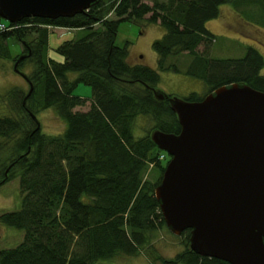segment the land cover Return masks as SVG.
I'll return each mask as SVG.
<instances>
[{"label":"trees","instance_id":"16d2710c","mask_svg":"<svg viewBox=\"0 0 264 264\" xmlns=\"http://www.w3.org/2000/svg\"><path fill=\"white\" fill-rule=\"evenodd\" d=\"M224 3L240 13L253 4L254 20L264 27V0H98L71 17H26L0 32V58L14 62L18 56L10 54L8 38L21 43L20 54L28 47L18 67L31 66L26 76L32 84L28 95L16 86L0 95L13 112L0 116V183L17 178L20 198L18 208L2 213L0 221L22 231L18 244L0 249V264H94L136 254L150 233L165 227L153 190L166 155L149 134L178 133L179 124L167 99L153 96L158 71H182L202 81L204 93L189 92L183 97L188 101L230 83L264 92L263 58L256 48L247 46L240 57L209 56L214 35L206 22ZM120 21L162 28L150 43L155 68L129 63L128 42L114 45ZM46 25L83 34L57 45L52 52L58 58L48 57ZM178 56L185 61L182 70L169 61ZM77 83L90 87L88 99L72 94ZM86 102V110H74ZM46 108L64 122L60 133L45 135L36 126V113ZM138 116L153 124L136 137ZM149 164L159 171L155 182L143 179ZM188 236L189 229L183 230L181 249L158 258L159 264H229L190 250Z\"/></svg>","mask_w":264,"mask_h":264},{"label":"water","instance_id":"95a60500","mask_svg":"<svg viewBox=\"0 0 264 264\" xmlns=\"http://www.w3.org/2000/svg\"><path fill=\"white\" fill-rule=\"evenodd\" d=\"M97 1L0 0V18L71 17ZM29 54L26 47L12 64L27 83L26 95L32 84L18 62ZM152 92L167 99L179 124L178 133L149 134L169 156L153 190L165 226L174 235L189 229V248L200 256L264 264V92L238 83L198 101Z\"/></svg>","mask_w":264,"mask_h":264},{"label":"rangeland","instance_id":"374dc122","mask_svg":"<svg viewBox=\"0 0 264 264\" xmlns=\"http://www.w3.org/2000/svg\"><path fill=\"white\" fill-rule=\"evenodd\" d=\"M151 4L154 0H143ZM165 1V0H155ZM239 10L235 8H222L216 18L207 21V29L214 35V41L211 43L209 56L211 57H240L245 53L246 47L251 44L243 41H254L255 47L259 49L263 58V68L260 71L264 75V30L259 33L251 23L256 26H263L258 24L255 20L241 19ZM111 17V15L109 16ZM98 24H95L96 27ZM158 24L145 23L144 25L133 24L127 21H120L117 26L116 35L114 38V45L121 47L124 42H128V62L148 64L155 59V54L151 49L150 43L157 38L159 33ZM51 29V28H50ZM162 29V28H161ZM77 31H67L53 29L47 35V50L53 49L66 39L79 37L83 34L80 29ZM63 31V32H61ZM224 35V36H223ZM225 36H232L225 37ZM239 38L242 40H239ZM252 39V40H251ZM7 47L11 55L19 54L23 51L22 45L12 38L6 41ZM254 47V46H252ZM201 50V47H199ZM257 49V50H258ZM53 53V52H52ZM182 56L171 58L169 61L177 62L179 69L182 70L185 61ZM187 61V58H186ZM155 68V67H151ZM22 72L27 74L31 70L28 63H24L18 67ZM159 81L156 84V89L162 91L169 96L183 98L189 92H196L202 94L205 87L202 81L197 78L184 74L182 71H158ZM73 77L75 74H71ZM177 76L178 81L172 80L170 76ZM18 87L23 92L27 91V83L25 80L12 68V61L9 58H0V95L7 89ZM72 94L81 98L88 99L90 97V87L83 83H77ZM88 107V102L83 106L75 107L74 110L84 111ZM12 112L11 104L1 101L0 97V116L8 115ZM13 113V112H12ZM36 119L39 122L40 132L45 135H55L60 133L64 128V122L57 117L53 108H46L36 113ZM152 120L148 117L138 116L134 125L132 126L133 135L138 137L147 133L152 127ZM165 153V152H164ZM162 154V153H160ZM166 159L161 161L164 166L169 156L165 153ZM159 175L157 168L149 164L143 172V179L150 182H155ZM19 189L17 178H11L5 182L0 183V215L7 211L16 210L19 206ZM22 239V231L4 225L0 221V249L11 248L18 244ZM181 249L179 235L172 234L167 227L163 226L160 229L150 233V238L147 244L143 245L136 254L123 255L117 254L109 259L96 261L94 264H159L158 258H170Z\"/></svg>","mask_w":264,"mask_h":264},{"label":"crops","instance_id":"0c3cea01","mask_svg":"<svg viewBox=\"0 0 264 264\" xmlns=\"http://www.w3.org/2000/svg\"><path fill=\"white\" fill-rule=\"evenodd\" d=\"M222 8H234L233 6H232V4H230V3H224V4H221L220 6H219V10H221ZM239 14H240V16H241V19H243V18H247V19H251L252 18V21L254 20V17H255V15L257 16L258 15V11H257V9L253 6V4H249V3H246L245 5H244V8H243V13L241 12H238ZM244 14H246V15H244ZM243 17V18H242ZM211 20V19H210ZM244 20V19H243ZM209 21V20H208ZM206 24H207V22H206ZM251 25H253V27L257 30V31H259V33H261L264 29L263 28H261L260 26H256L255 24H253V23H251ZM207 26V25H206ZM51 28V29H50ZM53 29H58V30H69V31H77V30H75V29H69V28H64V27H49V28H47V31L49 32V31H51V30H53ZM81 30V29H80ZM82 31V30H81ZM61 32H63V31H61ZM162 32H163V30L161 29V28H159V33H158V37L162 34ZM211 32V31H210ZM224 36V35H223ZM225 37H231V38H234V37H232V36H225ZM76 38V37H75ZM71 39H73V38H71ZM234 39H238V38H234ZM68 40V39H67ZM239 40H241L240 38H239ZM252 40V39H251ZM242 41V40H241ZM244 43H246L247 42V44H251V46H254V48H256L255 47V43L256 42H254V41H250V40H248V41H243ZM257 49H258V47H257ZM258 51H259V49H258ZM260 52V51H259ZM46 55L48 56V57H53V58H58L57 56H55L52 52H51V50L50 51H46ZM145 65H147V66H149V67H155V59L153 60V61H150V63H148V64H145ZM262 68H263V66H262ZM261 68V69H262ZM261 69H260V71H261ZM171 78H172V80H174V81H178L179 79H177V76H174V75H172V76H170Z\"/></svg>","mask_w":264,"mask_h":264},{"label":"built area","instance_id":"2783aa9c","mask_svg":"<svg viewBox=\"0 0 264 264\" xmlns=\"http://www.w3.org/2000/svg\"><path fill=\"white\" fill-rule=\"evenodd\" d=\"M12 27H15V26H6V24H4L3 22H0V32L3 31V30H9L11 29ZM163 158V155L160 154L158 156V159H162Z\"/></svg>","mask_w":264,"mask_h":264}]
</instances>
